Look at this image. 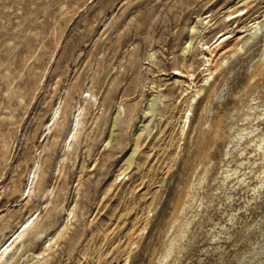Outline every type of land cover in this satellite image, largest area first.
<instances>
[{"label":"rangeland","instance_id":"1","mask_svg":"<svg viewBox=\"0 0 264 264\" xmlns=\"http://www.w3.org/2000/svg\"><path fill=\"white\" fill-rule=\"evenodd\" d=\"M262 13L264 0H0V248L38 219L17 264H264V32L199 83L201 44Z\"/></svg>","mask_w":264,"mask_h":264},{"label":"bare ground","instance_id":"2","mask_svg":"<svg viewBox=\"0 0 264 264\" xmlns=\"http://www.w3.org/2000/svg\"><path fill=\"white\" fill-rule=\"evenodd\" d=\"M248 7H249V4L245 3V7H244L245 9L242 10V13ZM247 15H248V13L245 16H247ZM226 18H228L227 20H229L230 22L232 21V20H230L232 18L231 15L226 16ZM226 23H228V21ZM208 24L209 23H207V26H208ZM194 29H195V27H194ZM263 32H264V13H262L260 16H258V18L254 19L252 22L243 26L239 32H237L236 30H232L230 32L226 31V33L223 32L224 34L221 35L220 37L217 35L219 38L216 36V38L212 42L202 43L199 48L202 50V54H203L204 59H205L204 64H203V67H204L203 72H207V73H206V75L203 74L205 76L199 82V83H201L200 87L202 89H204L205 86H209L211 84V82L215 80V76L217 75V71L220 68H222L225 63L230 64L232 59L235 56L239 55L241 52L246 51L248 49L249 42L252 41L253 39H255L260 33H263ZM219 61L221 63H219ZM191 68H192V64L189 65V68H187V74H189V75H191L190 74L191 71L189 72L188 70ZM177 76H182L184 78V75L182 73H177ZM194 77H195V75H191L192 81L195 82L196 79ZM189 89H190V86L187 85L186 86V92H188ZM201 96H202V90L198 89L196 91V94L193 97H191V99L189 100L188 109L185 110L183 120H182V123H183L182 133H183V135L187 133V131L189 130V128L191 126V114H190L191 110H190V108H192L195 104H197V102L201 99ZM151 108L152 107H149L145 111L146 112L145 115L148 116V114L150 113L149 109H151ZM81 110H83V109H81ZM52 116H54V117L52 118V125H50L51 127H49V132L51 131L53 126L58 124V133L59 134L63 133L64 130L66 129L67 125H68V112L64 111L63 113H61L60 107L58 106L57 110L55 111L54 115H52ZM82 116H83V113L81 112L77 117L75 116L73 119V123H72V127H71V134H70V137H68V139H67L68 142L66 144V148L68 146L69 150L71 149L72 144L76 140L77 134L79 133L80 127L82 125ZM15 119L10 118L9 121L11 123L12 122L14 123ZM58 119H59V121H58ZM147 123L148 122H146V124ZM14 124H16V123H14ZM147 126H148V124L143 125L141 130L145 131ZM10 145L11 144H10L9 137L4 136L2 148H3V156L5 158L9 153ZM132 156L133 155H131L129 157V160L132 159ZM48 164H49V161L47 160L45 166H47ZM36 173L37 172L34 173L33 177L30 176V179H29V191H28L29 197H30L31 192H32V186L34 184V180H36L35 179ZM45 175H46V169H43L42 170V176L40 178L43 179ZM37 221H38V219H36L34 221H31L29 219L26 223H24L19 228V230L16 233H14V235L9 239V241L7 243H5L4 245L1 246V248H0V264H17L26 258L25 257L26 255H22L23 253L26 254V252H27L26 247H24L23 251H20L19 248L21 246V243L25 240L26 236L28 234H30L32 231H34V229L36 228ZM145 230H146V228L144 229V231ZM21 248H23V247H21ZM11 253H12V255H10ZM9 255L11 257L8 258ZM256 255H258V254H256ZM31 256L34 257L35 255H31ZM28 258H30V256H28L27 259Z\"/></svg>","mask_w":264,"mask_h":264}]
</instances>
